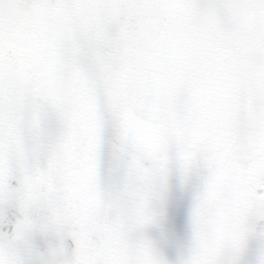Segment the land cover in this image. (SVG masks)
Masks as SVG:
<instances>
[{
	"label": "snow or ice",
	"instance_id": "obj_1",
	"mask_svg": "<svg viewBox=\"0 0 264 264\" xmlns=\"http://www.w3.org/2000/svg\"><path fill=\"white\" fill-rule=\"evenodd\" d=\"M0 264H264V0H0Z\"/></svg>",
	"mask_w": 264,
	"mask_h": 264
}]
</instances>
